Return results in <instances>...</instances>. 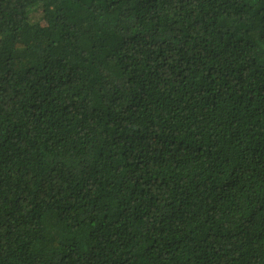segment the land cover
Segmentation results:
<instances>
[{
  "label": "trees",
  "instance_id": "trees-1",
  "mask_svg": "<svg viewBox=\"0 0 264 264\" xmlns=\"http://www.w3.org/2000/svg\"><path fill=\"white\" fill-rule=\"evenodd\" d=\"M0 264H264V0H0Z\"/></svg>",
  "mask_w": 264,
  "mask_h": 264
}]
</instances>
